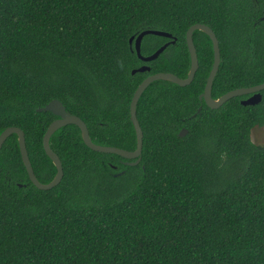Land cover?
Listing matches in <instances>:
<instances>
[{"label":"trees","instance_id":"obj_1","mask_svg":"<svg viewBox=\"0 0 264 264\" xmlns=\"http://www.w3.org/2000/svg\"><path fill=\"white\" fill-rule=\"evenodd\" d=\"M264 0H0V134L24 131L38 180L56 167L43 147L58 118L53 99L86 124L95 144L136 148L130 102L150 74L187 76L186 32H215L221 63L212 98L264 82ZM147 34L144 62L135 38ZM131 37L133 41L130 42ZM192 82H152L137 103L140 162L90 149L67 124L50 137L59 184L37 188L17 134L0 149V264H264V89L210 108L199 95L213 63L210 37L193 33ZM142 65L149 71L132 73ZM186 129L184 136L179 132Z\"/></svg>","mask_w":264,"mask_h":264},{"label":"water","instance_id":"obj_2","mask_svg":"<svg viewBox=\"0 0 264 264\" xmlns=\"http://www.w3.org/2000/svg\"><path fill=\"white\" fill-rule=\"evenodd\" d=\"M196 30H200L204 33H206L211 41H212V47H213V63L212 67L209 71L204 90L199 95L200 99H203L206 105L210 108H218L221 106L224 102L229 100L230 98L242 96V95H250L249 97L242 99L241 104L246 105H255L259 103L262 99V95L260 93L261 90L264 89V82L260 84H256L249 87H240L236 89H232L218 98H212L211 92H212V86L214 78L218 72L220 63H221V55H220V47H219V41L216 37L215 32L210 28L209 26L202 24V23H196L189 27V29L186 32V43L190 55V67L189 71L187 73V76L184 78L178 77L177 75L171 73V72H157L148 75L145 77L142 82L138 85L136 88L131 102H130V119L132 121L135 134H136V148L134 150H126L124 148H119L116 146H107V145H99L95 144L89 135L88 128L85 124V122L77 115H74L70 113L65 105L59 100V99H53L50 102H48L45 106L40 107L37 109V111H49L58 116L57 119H55L47 128L44 137H43V147L47 154V156L51 159L53 164L56 167V174L54 175L53 179L47 183H42L38 180L36 177L29 154L27 151V147L25 144V134L24 131L18 127L15 126H9L7 127L1 134H0V149L2 148L5 140L11 135V134H17L18 136V144L19 149L22 157L23 164L26 168L28 177L30 181L39 189L42 190H48L59 184L63 177V167L60 158L58 155L51 149L50 147V137L51 135L60 127L67 125V124H75L77 125L82 134L83 142L86 146H88L90 149L98 152L103 153H112L117 154L123 158L129 159V160H135L133 162H128L131 165H136L140 162L141 153H142V146H143V131L139 124L138 118H137V103L143 92L146 90V88L154 81L156 80H166L169 82H173L180 86H186L190 84L195 76V73L199 66L198 56L196 52V47L194 45L193 41V33ZM147 34H153L157 36H163L172 38V34L161 31V30H155V29H148L144 30L141 33L138 34V36L135 38L134 46L135 51L137 53V56L139 59H141L144 62L152 61L156 59L169 45L170 43H175V39L172 41L166 42L164 45H162L160 48H158L153 54L148 56H143L141 54V43L145 35ZM133 37H131L130 42L133 41ZM150 70L149 66L142 65L137 69H134L132 73H135L136 71L144 72ZM187 133L186 129H182L179 132V136H184Z\"/></svg>","mask_w":264,"mask_h":264},{"label":"rangeland","instance_id":"obj_3","mask_svg":"<svg viewBox=\"0 0 264 264\" xmlns=\"http://www.w3.org/2000/svg\"><path fill=\"white\" fill-rule=\"evenodd\" d=\"M251 139L256 144L264 143V125L263 126H255L251 130Z\"/></svg>","mask_w":264,"mask_h":264},{"label":"flooded vegetation","instance_id":"obj_4","mask_svg":"<svg viewBox=\"0 0 264 264\" xmlns=\"http://www.w3.org/2000/svg\"><path fill=\"white\" fill-rule=\"evenodd\" d=\"M263 17H264V16H263ZM148 71H149V70H148ZM249 96H250V95H247V97H249ZM247 97H246V98H247Z\"/></svg>","mask_w":264,"mask_h":264}]
</instances>
